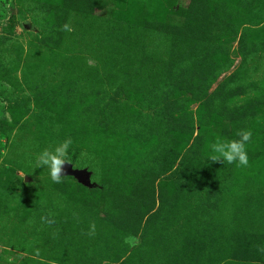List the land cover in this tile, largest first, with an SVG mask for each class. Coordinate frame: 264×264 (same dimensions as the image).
I'll use <instances>...</instances> for the list:
<instances>
[{
  "label": "rangeland",
  "instance_id": "rangeland-1",
  "mask_svg": "<svg viewBox=\"0 0 264 264\" xmlns=\"http://www.w3.org/2000/svg\"><path fill=\"white\" fill-rule=\"evenodd\" d=\"M50 261L264 264V0H0V264Z\"/></svg>",
  "mask_w": 264,
  "mask_h": 264
},
{
  "label": "clouds",
  "instance_id": "clouds-1",
  "mask_svg": "<svg viewBox=\"0 0 264 264\" xmlns=\"http://www.w3.org/2000/svg\"><path fill=\"white\" fill-rule=\"evenodd\" d=\"M62 31H72L70 23H65L62 26ZM237 139H225L217 137L215 142L211 145V155L209 160L212 162H227L228 164H237V166L247 167L248 153L247 145L251 142L252 131L250 129H241L236 132ZM73 145L72 138L65 137L63 140L56 142L52 147L45 148L37 157L38 167L47 168L50 178L53 183H61L64 177L65 167L69 160V149ZM41 222L49 226L56 223L50 214L41 216ZM96 232L95 222H91L88 236H94ZM39 256V251H36ZM49 264H55V261H50Z\"/></svg>",
  "mask_w": 264,
  "mask_h": 264
},
{
  "label": "water",
  "instance_id": "water-1",
  "mask_svg": "<svg viewBox=\"0 0 264 264\" xmlns=\"http://www.w3.org/2000/svg\"><path fill=\"white\" fill-rule=\"evenodd\" d=\"M64 175L74 178L83 185H88L87 174L82 171L74 170L71 164L66 165Z\"/></svg>",
  "mask_w": 264,
  "mask_h": 264
},
{
  "label": "trees",
  "instance_id": "trees-1",
  "mask_svg": "<svg viewBox=\"0 0 264 264\" xmlns=\"http://www.w3.org/2000/svg\"><path fill=\"white\" fill-rule=\"evenodd\" d=\"M101 189H102V190H104V189H105V187L103 186V187H101Z\"/></svg>",
  "mask_w": 264,
  "mask_h": 264
}]
</instances>
